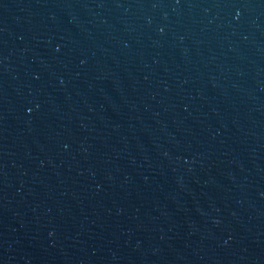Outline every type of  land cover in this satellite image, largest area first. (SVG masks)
<instances>
[{
	"label": "water",
	"instance_id": "95a60500",
	"mask_svg": "<svg viewBox=\"0 0 264 264\" xmlns=\"http://www.w3.org/2000/svg\"><path fill=\"white\" fill-rule=\"evenodd\" d=\"M0 264H264V0H0Z\"/></svg>",
	"mask_w": 264,
	"mask_h": 264
}]
</instances>
